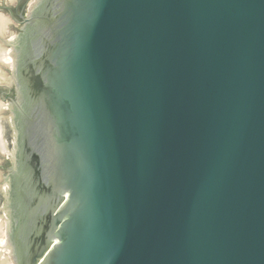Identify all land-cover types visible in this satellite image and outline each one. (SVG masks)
Segmentation results:
<instances>
[{"label":"water","instance_id":"water-1","mask_svg":"<svg viewBox=\"0 0 264 264\" xmlns=\"http://www.w3.org/2000/svg\"><path fill=\"white\" fill-rule=\"evenodd\" d=\"M0 9L14 264H264V0Z\"/></svg>","mask_w":264,"mask_h":264},{"label":"rangeland","instance_id":"rangeland-1","mask_svg":"<svg viewBox=\"0 0 264 264\" xmlns=\"http://www.w3.org/2000/svg\"><path fill=\"white\" fill-rule=\"evenodd\" d=\"M33 1V0H32ZM0 4H7V5H11V6H16L17 5V0H0ZM0 14H2L3 16H6L7 18V24H5V27H3L2 30H0V36H7V37H11L12 35H15L19 32L20 29V25L14 21L11 16L9 15V13L5 10H1L0 9ZM5 47H3V45L0 42V78H3L4 75L10 76L11 74V70L9 69H5L3 68L1 62H2V54H3V50ZM10 104L9 99H5L1 96L0 93V126H2V137L3 139L6 141V143H8V149L10 146V143L12 141L11 139V131L9 129V127H7L6 124V118L10 116L9 114V110H8V105ZM8 158V154L5 153H0V165H6V163L9 161ZM7 173L6 169H3L0 167V186H2L3 182V175H5ZM1 250H0V257L1 259L3 258V255L1 256ZM5 255L6 252H5ZM0 259V263L2 262V260ZM1 264H5V263H1Z\"/></svg>","mask_w":264,"mask_h":264},{"label":"bare ground","instance_id":"bare-ground-1","mask_svg":"<svg viewBox=\"0 0 264 264\" xmlns=\"http://www.w3.org/2000/svg\"><path fill=\"white\" fill-rule=\"evenodd\" d=\"M5 24H7V18L6 16H3L2 14H0V30H2L3 27H5ZM13 37H15V35H12L10 38L13 39ZM2 57H3L5 64H7L10 68L14 67L16 60H15L14 52L12 51L11 48H6L2 54ZM8 120L9 121L11 120L13 124V119L10 118V116ZM7 144L8 143H6V141L2 137V126H0V153H5V154H8V156L12 157L13 156V145L9 147L8 149ZM13 144H14V139H13ZM0 187L4 195H8L9 181L6 180L5 182H3L2 186ZM5 222L6 221L4 219L2 218L0 219V250H1V254L3 255V258L1 259L0 257V259L5 264H14L13 259L11 257L10 244H9V241L6 235V229H5L6 223ZM5 252L7 255H5Z\"/></svg>","mask_w":264,"mask_h":264},{"label":"flooded vegetation","instance_id":"flooded-vegetation-1","mask_svg":"<svg viewBox=\"0 0 264 264\" xmlns=\"http://www.w3.org/2000/svg\"><path fill=\"white\" fill-rule=\"evenodd\" d=\"M20 6H21V5H20ZM20 6H19L18 9L13 10L14 13H15V15H18V14H19V12H20V10H21ZM15 94H16L15 91H13V92L11 93L12 96H15ZM8 165H9V164H8V162H7L5 166H8Z\"/></svg>","mask_w":264,"mask_h":264}]
</instances>
